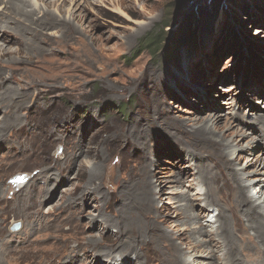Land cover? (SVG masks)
Segmentation results:
<instances>
[{
	"label": "rangeland",
	"instance_id": "obj_1",
	"mask_svg": "<svg viewBox=\"0 0 264 264\" xmlns=\"http://www.w3.org/2000/svg\"><path fill=\"white\" fill-rule=\"evenodd\" d=\"M65 1L64 15H73V32L67 38L58 31V55H37L45 61L34 69L16 56L10 63L0 61L5 67L0 68V81L9 86L0 94L13 90L8 93L27 97L15 101L23 105L10 107L17 111L14 119L8 117L16 111L4 109L9 97L0 105V124L5 123L0 130V264H62L73 252L72 264L125 259L114 251L111 236H119L121 230L107 231L102 217L118 220L113 217H119L122 191H140L144 157L151 162L148 172L155 175L149 181H161L160 191L155 189V208L150 209L160 217L156 227L184 248L193 243L188 226L176 219L185 205L192 204L189 225H196L203 209L215 210L211 218H202L207 226L197 236L206 240L204 232L217 228L219 207L206 206L196 191L192 170L202 161L194 154L197 149L188 145L183 128L148 127L143 145L133 130L152 114L145 110L153 99L171 112V122L186 125V130L203 125L195 118H204L212 102L223 118V131L232 126L226 132L227 153L240 159L233 167L257 171L250 178L263 181L264 128L254 117L264 116V0ZM149 35L163 36L156 53L144 43ZM79 148L84 153L74 160ZM206 153L202 149L200 156ZM205 161L208 168L215 166L212 158ZM186 164L191 177L183 172ZM257 184L264 193V183ZM87 186L98 190L84 200L81 194ZM259 189L251 190L256 203ZM31 194L33 200L26 203L24 198ZM98 210L101 218H96ZM133 210L140 212L136 206ZM28 213L32 219L25 218ZM143 215L130 219L139 225L141 218L140 233L152 235L155 230ZM13 231L18 234L11 236ZM132 233L137 239L138 230ZM233 235L243 240L234 230ZM7 238L14 239L9 249ZM144 240L152 249L149 239ZM101 247L114 251L112 256H98ZM211 249L217 252L216 260L206 255V244L197 251L204 252L203 258L187 250L183 260L225 264L226 250L219 245ZM238 251L247 260L249 252ZM129 252L127 258L136 264L135 252Z\"/></svg>",
	"mask_w": 264,
	"mask_h": 264
},
{
	"label": "bare ground",
	"instance_id": "obj_2",
	"mask_svg": "<svg viewBox=\"0 0 264 264\" xmlns=\"http://www.w3.org/2000/svg\"><path fill=\"white\" fill-rule=\"evenodd\" d=\"M65 3V0H0V61L3 59H7V61L10 63L11 57L16 56L22 60L24 58L25 61H28L31 64V67H33L34 69L36 65L41 66L45 61V59H42L41 61L37 60V55L42 56V54L45 53H47L49 56H54L55 54L58 55V51L60 50L58 48H61L62 46L60 45L61 40L56 44V42H58L57 33L62 31L63 33H61L64 35V37L68 38V34H71L73 32V15H64ZM60 37H62V35ZM3 64L4 63L0 62V68L4 67ZM1 72L0 80L4 77ZM3 83L2 81H0V89H8L9 86L6 87V85ZM8 92H10V90ZM8 92L6 91L5 93L2 92L0 94V105L2 104L4 98L6 99L9 97V106L5 105L4 108L6 109V112L8 110L7 113H9V110L16 111L15 109L12 110V108L10 107H13L17 104H19L20 106L23 105L20 101L19 103H15V101L19 100V98L21 100L22 98L26 97V95H21L16 92L13 95L9 94ZM11 92H13V90ZM33 97L34 99H36L37 96L33 95ZM160 103L161 102H157V99H153L151 107H149L150 105H148V107L146 106V114H148L149 111L152 114H148L143 117L137 127L133 130V132H135V138L141 145L145 144L146 128L149 127L151 129L154 125L160 126L164 129H166V126L171 128L174 127V129L179 130L183 128L181 134L188 140V145L197 149V151L194 152V154H196L195 156L198 158H202V161L198 160L199 162L194 165L195 168L192 170L196 176L191 175V168L188 164L184 166L183 172L187 174V177L192 176V179L193 177H196L195 182H197L198 184L196 191L198 195H200V198H202V201H204L206 206L211 205L209 206L210 208L219 207L218 214L216 215V220L214 221V223H217V228L215 229V231L211 230L209 232H204L206 240L199 239L197 235L202 234L199 232V230L207 226L204 225L203 220H205L206 217L211 218L215 210H212L210 212L203 209L204 211L202 210V213L200 212L202 215H196V218L198 220L194 217L195 220H197L196 225H189L187 222L189 221L191 216H194V214L192 213V204H186L185 206H187V209H182V211L177 215L176 219L178 223L186 224V226H188L191 234L189 238L191 241H193L192 244L187 243L185 244L184 248L179 247L173 240L175 239V237L172 238L170 234L167 235V232L159 230L156 226L160 217L158 215H153L150 209L154 210L155 208V194H157L155 189L156 187L158 190L160 189L161 181H149V177H155V175L148 172V169L150 167L149 164L151 162L144 157L142 168L140 169L141 172L144 173L141 177L142 185L139 187L140 191L138 190V187H134V189L132 188V191H129V188L127 193L121 190L122 197L120 198L121 200L119 217L112 216L114 219L117 218L118 220L112 221L108 219L106 215L102 217V220H104L105 222L106 229H108L109 227H114L118 232L121 230L119 236H111L112 238H115L113 239L115 241H113L114 245H116L114 247V251H116L117 254L121 253L120 257L125 258H120L117 262L115 260L114 262H111L113 261L111 260L108 261V263L132 264V260L127 258L128 256L126 255L127 252L131 250L132 253L133 251L135 252V261L137 262L136 264H193L194 262H196V264H204L202 263V260L193 261L192 259V261H185L183 260V257L186 255L188 250L193 252L195 251L196 254L200 253L201 256L198 257L203 258L202 254L204 252L197 251H199L202 244H206V255H211V259L213 260H216L215 254H217V252L213 251L211 247L219 245L222 247V249H220L221 251L226 250V262H224L222 258V261L225 264H264V193L260 192L262 191L261 189L263 188V186L261 187L260 184H257V182L264 183V180L261 181L250 178L251 176L258 175L259 173L257 171L252 170V172H247L244 170L243 172H240L233 167V162H235V160L239 161L240 159L237 157L231 159L229 157V153H227V149H229L230 144L226 142V132L230 131L232 126L230 125L227 131H223L224 128L223 126H221V121L223 120V118L221 115H219V109L216 108V105L214 103L212 104L211 102L209 110H211L212 112H206L204 118H195V120L197 121L196 123L204 121V123H202L203 125L194 129L186 130V125L182 123L174 124L175 121H170L171 112L165 107L163 108ZM16 114L17 111L11 112V116L8 118L14 119L13 117ZM254 118L255 120L259 121L261 126H263L264 128V116L256 115ZM4 125L5 123L3 122L0 124V130L4 129ZM202 149H206L207 153L206 155L202 154L203 156H200V151ZM80 150L81 148H79L77 154L74 156V160L84 153H82L83 150ZM208 158H212L213 161L215 160V166L213 168H208L207 162L205 161V159ZM256 163H258V160H255L252 163V166L256 167ZM74 165L75 162L72 164V166ZM94 168L96 170V167ZM177 176L179 175H176V177L173 178V182L177 181ZM54 180L57 181L56 178H54ZM88 186L83 189L84 194H81L84 195V200H87L90 196H92V194L97 192L96 190H98V188L96 187L89 188ZM256 188H260L257 193L258 200L260 201L259 203H256L254 201L253 194H251V190H254ZM181 195L182 196H179V199L183 198V194ZM24 199L26 203H30L32 194L28 197L29 200L27 199V196ZM92 199H94V196ZM184 199H186L187 201H191V199L187 198V196H185ZM219 200H221L223 203H221ZM221 204H223V206ZM135 206L137 207V209L139 207L140 210V212H137V214L136 210H133ZM99 210L96 214V218H101L100 215L102 213L100 214ZM227 210L229 215H226L227 213L225 214ZM208 212L211 213L210 216ZM141 213L144 214V217L146 216V225L148 227L151 226V229L155 230V233H153L152 235L145 236L144 234L140 233V224L141 221H143L141 220V218V221L139 220V225H137L134 220L130 219L132 216L140 217ZM203 217L204 219L202 220ZM25 218L32 219L29 213L26 214ZM92 218L93 220L96 219L94 215L92 216ZM127 221H129L130 223L128 224ZM209 222L211 221H208L207 224H209ZM131 226L135 227V229L138 230L137 239L134 238L135 236L132 233V231H134L135 229L131 228ZM28 227H32V224H29ZM233 230L237 233L238 237L243 238V240H237L233 235ZM107 231H109V229ZM123 232L126 233L123 235ZM16 234H18V232L14 233L13 231L10 235L15 236ZM160 237L162 239L159 240ZM146 238L149 239V244H151L153 247L152 249H148V246H145L146 242L144 241L146 240L144 239ZM93 239L90 241H95ZM11 240L14 239L7 238L5 247H7L8 249ZM90 241L89 244H91L93 247L99 246L97 242L91 243ZM138 247L139 249L136 250V248ZM142 247L145 249V252L143 251ZM208 247L210 249H208ZM108 249L101 247V249H98V251L95 252L98 256H112L114 251ZM239 249L244 250V252L247 253L249 252L247 260H244V257L243 259H241L240 255L237 253ZM161 250H163L164 253ZM77 253L78 252H76V254ZM74 254L75 253L73 252V255H69L70 257L64 258L62 264H72L74 260ZM1 257L2 255L0 254V258ZM88 259L92 261V258L88 257ZM249 259L251 260L249 261ZM85 261H87V259Z\"/></svg>",
	"mask_w": 264,
	"mask_h": 264
},
{
	"label": "trees",
	"instance_id": "obj_3",
	"mask_svg": "<svg viewBox=\"0 0 264 264\" xmlns=\"http://www.w3.org/2000/svg\"><path fill=\"white\" fill-rule=\"evenodd\" d=\"M163 36H154V35H149L148 37L145 38L144 43L147 44V47H149L152 51V53H156V51L159 48V45L162 43Z\"/></svg>",
	"mask_w": 264,
	"mask_h": 264
},
{
	"label": "water",
	"instance_id": "obj_4",
	"mask_svg": "<svg viewBox=\"0 0 264 264\" xmlns=\"http://www.w3.org/2000/svg\"><path fill=\"white\" fill-rule=\"evenodd\" d=\"M14 230H16V229H18V226H14V228H13Z\"/></svg>",
	"mask_w": 264,
	"mask_h": 264
}]
</instances>
